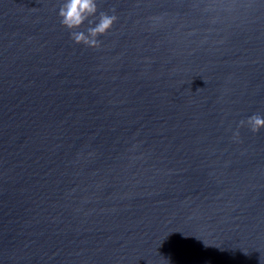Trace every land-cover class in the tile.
Returning a JSON list of instances; mask_svg holds the SVG:
<instances>
[{"label":"water","instance_id":"95a60500","mask_svg":"<svg viewBox=\"0 0 264 264\" xmlns=\"http://www.w3.org/2000/svg\"><path fill=\"white\" fill-rule=\"evenodd\" d=\"M63 3L0 0V264H264V0Z\"/></svg>","mask_w":264,"mask_h":264},{"label":"clouds","instance_id":"9594fccd","mask_svg":"<svg viewBox=\"0 0 264 264\" xmlns=\"http://www.w3.org/2000/svg\"><path fill=\"white\" fill-rule=\"evenodd\" d=\"M97 13L96 0H64L58 15L61 17V24L70 30V36L75 43H83L92 48L100 46L97 39L99 35L105 34L116 20L115 14L109 15L103 11L99 13L98 22L94 26L87 27L86 31H79L84 22L87 20L89 25L93 24V20L89 17L95 16ZM245 123L241 121V124ZM247 125L252 132H257L264 127V118L258 114H253L247 118ZM239 137V133H234V139Z\"/></svg>","mask_w":264,"mask_h":264}]
</instances>
